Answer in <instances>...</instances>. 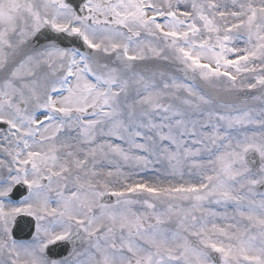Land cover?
I'll return each mask as SVG.
<instances>
[{"label": "snow or ice", "instance_id": "snow-or-ice-1", "mask_svg": "<svg viewBox=\"0 0 264 264\" xmlns=\"http://www.w3.org/2000/svg\"><path fill=\"white\" fill-rule=\"evenodd\" d=\"M0 264H264V0H0Z\"/></svg>", "mask_w": 264, "mask_h": 264}]
</instances>
